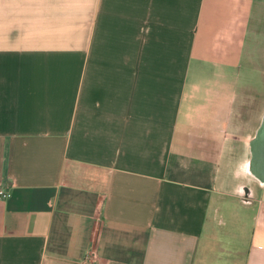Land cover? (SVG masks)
<instances>
[{"label":"crops","instance_id":"crops-1","mask_svg":"<svg viewBox=\"0 0 264 264\" xmlns=\"http://www.w3.org/2000/svg\"><path fill=\"white\" fill-rule=\"evenodd\" d=\"M252 74L264 0H0V264H264Z\"/></svg>","mask_w":264,"mask_h":264},{"label":"water","instance_id":"water-1","mask_svg":"<svg viewBox=\"0 0 264 264\" xmlns=\"http://www.w3.org/2000/svg\"><path fill=\"white\" fill-rule=\"evenodd\" d=\"M247 145L249 158L244 161L243 170L250 179L264 188V115Z\"/></svg>","mask_w":264,"mask_h":264},{"label":"rangeland","instance_id":"rangeland-1","mask_svg":"<svg viewBox=\"0 0 264 264\" xmlns=\"http://www.w3.org/2000/svg\"><path fill=\"white\" fill-rule=\"evenodd\" d=\"M251 76H252L251 80H252L253 84L257 85V87L260 89L261 92H264V83H263L262 79L258 75H253L252 74ZM248 77H250V76L248 75ZM240 80L244 81V78L241 77ZM242 177L245 179V182L253 184L255 187H257V186L259 187L260 186V184L258 182H256L253 179H250L248 176L247 177L246 176H242Z\"/></svg>","mask_w":264,"mask_h":264},{"label":"built area","instance_id":"built-area-1","mask_svg":"<svg viewBox=\"0 0 264 264\" xmlns=\"http://www.w3.org/2000/svg\"><path fill=\"white\" fill-rule=\"evenodd\" d=\"M84 263H85V264H94L93 261L90 259L89 256H87V257L84 259Z\"/></svg>","mask_w":264,"mask_h":264}]
</instances>
